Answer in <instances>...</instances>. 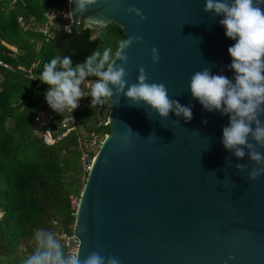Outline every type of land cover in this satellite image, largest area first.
<instances>
[{
	"label": "water",
	"instance_id": "1",
	"mask_svg": "<svg viewBox=\"0 0 264 264\" xmlns=\"http://www.w3.org/2000/svg\"><path fill=\"white\" fill-rule=\"evenodd\" d=\"M204 4L97 0L79 13L68 0L71 22L80 28L115 23L123 39L142 37L127 49L129 85L143 67L149 83H164L169 96L193 112L187 122L171 112L165 119L122 94L118 101L109 98L110 132L87 172L74 216L80 259L98 251L115 254L122 264H224L230 255L228 264H264V174L251 180L234 167L246 163L250 170L253 162L224 148L229 117L204 109L189 90L191 75L204 67L229 79L234 74L227 65L235 41L225 35L222 17L204 12ZM130 5L146 19L128 13ZM154 46L158 63L151 60Z\"/></svg>",
	"mask_w": 264,
	"mask_h": 264
},
{
	"label": "trees",
	"instance_id": "2",
	"mask_svg": "<svg viewBox=\"0 0 264 264\" xmlns=\"http://www.w3.org/2000/svg\"><path fill=\"white\" fill-rule=\"evenodd\" d=\"M5 1L0 0V60L10 67L0 66V264H23L35 250L36 231L51 232L53 219L73 224L71 199L75 192L79 197L87 176L81 180L84 146L77 134L51 145L33 134L32 121L47 84L29 80L26 70L43 56L42 66L34 69L38 75L44 62L57 55L71 57L75 66L98 47L102 51L110 46L115 52L125 33L115 23L100 28L73 23L68 32L53 28V36L45 41L32 24L44 21L47 11L57 12L67 0H16L3 6ZM19 16L28 28L19 25ZM35 39H42L38 49ZM91 100L88 96L87 106L76 112L83 127L90 118ZM98 131L107 134L110 126ZM22 247L27 252L20 251Z\"/></svg>",
	"mask_w": 264,
	"mask_h": 264
},
{
	"label": "clouds",
	"instance_id": "3",
	"mask_svg": "<svg viewBox=\"0 0 264 264\" xmlns=\"http://www.w3.org/2000/svg\"><path fill=\"white\" fill-rule=\"evenodd\" d=\"M71 3L72 0H69ZM75 11L84 13L97 4V0H75ZM264 0H205L204 12L221 16L220 25L225 35L235 43L228 47L232 60L227 67L233 70V78L213 74L209 67L195 71L190 77L191 96L209 112L218 111L229 117L223 127L221 142L238 160L246 155L253 162L251 169L246 163H236L239 172H248V178L256 180L264 174ZM126 11L141 20L146 19L140 9L130 5ZM142 40L141 36H129L119 41L117 50L98 47L83 63L73 66L71 57L57 55L44 62L39 79L50 87L45 93L48 105L56 112L71 111L79 106L84 96H91V105H102L107 98L122 94L136 106L147 105L161 118L174 113L186 122L193 118L192 106L182 105L168 94L164 83H149L143 67L139 69L137 82L128 84L127 49ZM151 60L158 63L160 54L154 46ZM116 61H119L117 63ZM98 79L89 83L86 77ZM84 88L90 89L85 92ZM127 86V90H125ZM179 122V120H176ZM207 123V121H204ZM154 134V133H153ZM151 134V135H153ZM138 135V134H137ZM150 135V136H151ZM125 141L130 137L124 136ZM107 162V161H105ZM34 252L23 264H122L115 254L101 255L90 252L84 259L78 254H65V244L50 231H36ZM234 259L229 256L228 260Z\"/></svg>",
	"mask_w": 264,
	"mask_h": 264
},
{
	"label": "built area",
	"instance_id": "4",
	"mask_svg": "<svg viewBox=\"0 0 264 264\" xmlns=\"http://www.w3.org/2000/svg\"><path fill=\"white\" fill-rule=\"evenodd\" d=\"M10 4L16 2V0H8ZM2 5H5V2H2ZM46 19L37 25L32 24L31 29L39 32L45 39L48 41L53 36V28L62 29L64 31H69L71 25L74 22H71L70 12L68 8V0L61 6L57 11H47ZM59 18L57 21L56 18ZM19 25L23 28H28L22 16L18 17ZM34 25V26H33ZM38 64V60L33 62L31 66L26 70L25 76L32 81L40 80V75L34 72ZM0 66L4 68H9V64L0 60ZM41 81V80H40ZM89 83L95 81L86 78V82ZM48 86V84H47ZM50 87V86H49ZM83 90L87 92L90 89L84 88ZM47 92V89H46ZM88 97V96H87ZM83 97V102L81 103L77 111L64 109L63 113H58L54 111L47 103L45 95L43 97L42 106L34 115V126L33 134L42 138V140L47 145L54 144L57 141H60L67 137L70 134H77L79 142L84 146V149L81 154V163L84 172H88L91 167L92 161L95 157V154L106 135L104 132L98 131V129L109 126L110 122L108 120V113L111 108V102L109 98L105 99L102 105H96L92 107L90 118L86 121L85 127L81 126L77 120L76 112L85 108L87 106L86 98ZM82 134V136H79ZM78 203V198L72 197L71 207L72 215L75 216L76 206ZM52 229L51 232L58 239H61V242L65 246V254H77V250L80 244L79 238L73 232V224H67L61 222L57 219L52 220Z\"/></svg>",
	"mask_w": 264,
	"mask_h": 264
},
{
	"label": "rangeland",
	"instance_id": "5",
	"mask_svg": "<svg viewBox=\"0 0 264 264\" xmlns=\"http://www.w3.org/2000/svg\"><path fill=\"white\" fill-rule=\"evenodd\" d=\"M5 3H8V0H6ZM33 42H34L35 48L38 49L39 46H40V44L42 43V39H39V40L38 39H35V40H33ZM81 88L83 89V84L81 85ZM48 89H49V85L47 86V90ZM82 102H83V99L81 98L80 101H79V106L76 109H74V111H77L79 109V107H80V105H81ZM6 125H10V122H6ZM32 126H34V121H32ZM32 126H31V128H32ZM86 174L87 173L84 172V171L81 172V180H83L85 178ZM0 183L3 184V179L0 180ZM73 194H74L73 197L78 198V193L77 192H75ZM20 251L27 252L26 251V248H23V247L20 249Z\"/></svg>",
	"mask_w": 264,
	"mask_h": 264
}]
</instances>
